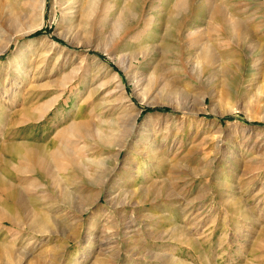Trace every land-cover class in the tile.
Masks as SVG:
<instances>
[{"label": "rangeland", "instance_id": "374dc122", "mask_svg": "<svg viewBox=\"0 0 264 264\" xmlns=\"http://www.w3.org/2000/svg\"><path fill=\"white\" fill-rule=\"evenodd\" d=\"M137 2L133 0L135 14ZM263 2L221 0L227 18H253L258 39L224 44L203 33L200 47L204 41L216 56L206 70L189 48L179 46L173 26L149 23L145 36L158 44L162 73L159 83L141 89L131 77L133 71L142 74L136 62L128 66L125 61L119 69L102 51L118 42L122 28L113 35L111 24L87 33L69 31L59 23L60 8L46 0L43 26L25 33L30 17L13 11L19 10V0H0V7H7L0 15V170L14 165L3 170L5 179L29 199L28 206L47 220L49 229H33L31 214L19 212L18 217L0 194V203L14 216L13 223L0 222V241L19 252L7 260L264 264ZM151 12L154 18L159 14ZM209 21L196 20L197 33ZM47 38L58 46L46 60L33 59L37 69L21 80L16 73L21 55L28 60L31 49L40 50ZM136 48L131 45L115 56ZM224 49L241 51L242 70L224 61ZM113 70L132 103L128 112L120 107ZM199 94H204L203 103ZM136 112L131 128L130 116ZM80 124L83 130L71 131ZM99 131L108 133L107 143L98 140ZM19 144L40 146L49 154L52 184L4 149ZM54 148L69 154L53 161ZM70 159L76 168L69 166ZM102 225L113 238L105 255L99 254L95 238Z\"/></svg>", "mask_w": 264, "mask_h": 264}, {"label": "bare ground", "instance_id": "6f19581e", "mask_svg": "<svg viewBox=\"0 0 264 264\" xmlns=\"http://www.w3.org/2000/svg\"><path fill=\"white\" fill-rule=\"evenodd\" d=\"M156 1L157 0H138L137 5L139 6V13L135 14L132 11L133 0H53L54 4L60 8L61 18L59 23L66 24L68 26L69 31L84 30L87 33L89 31H94L98 29V27L100 26H106V25L109 26V24H111L113 28H111L110 30L112 31L111 33H109L110 31L108 32L111 35L116 30H119L120 28L123 29L122 33L124 34L121 36L118 42H115V45L113 43L110 49L104 48L102 51L108 54L109 58L113 61L114 65L117 66L119 69H124L123 64L125 61L129 62L128 66L129 65L133 66L135 65L134 62H136L137 65L139 66L138 68L141 69L142 74L140 76H137L136 72L133 71L131 73V77L135 79V84L137 85V87L138 86L141 87V89L142 88L145 89L148 86L157 84L161 81L162 70L156 58L157 56L155 52L156 46H158V44L153 43L150 38H147L145 36V31L148 28L147 25H149V23L153 22L154 20L158 22L163 21L164 26L166 23L168 25L170 24L171 26H173V28L175 29L174 36L176 41L179 43V46L189 48L190 51H192L193 54H195L198 63L202 65L203 69L205 70L210 69L211 65H213V63L216 61V56L207 47L204 41H203L204 45L200 47L199 43L202 42L203 40V35H202L203 33L206 32L208 37H210L213 40L223 41L224 44H226L225 42L227 41H233L234 43L237 44H240L241 42L244 41L246 42L252 41L256 43L255 40L258 39L257 32L252 29V26L254 25H251V23L253 22V18L252 17L247 18V16L245 18L239 16H236L234 18L232 17L227 18L221 0L219 1L218 0H159L158 3ZM255 1L257 2L258 0ZM45 4H46V0H19V5H18L19 10L16 9L15 7H14L15 9L12 8L13 11L15 12V15L30 17V22L29 25L26 26L25 33L34 31L40 28L41 26H43ZM153 7L157 8L155 12L150 11ZM158 7H160V9ZM6 8L3 6L0 7V15L3 16L7 12ZM149 12H151L152 14L153 13L156 14L159 12V14H157L156 17L154 18L151 17L152 15H150ZM55 15H56V10L54 9L52 11V16L55 17ZM207 18H210L211 22L210 21H209L210 23L206 22V27H205L206 30L197 33L198 26L196 20L201 21L202 19H207ZM110 35L108 36L110 37L109 39L111 41ZM47 40H48L47 42L45 40L47 44H44L45 42H43L44 45H47L45 50H43L44 45L42 48L40 47L41 48L40 50H38L37 47H36L37 49L36 48L31 49L32 51L29 53V56L31 55V57H28V60L24 59L25 58L24 55L23 56L21 55L22 61L19 62V69H17L18 72H16L18 73L19 75L18 77L21 80L23 79L27 80L30 76V72L32 70L35 71L37 69L36 67L38 66L35 65L36 63L35 64L33 63V59H35L34 62H36V60L44 56V60H46V58L49 55V52L51 50L53 51V49L58 46L57 42H55L54 40L48 38ZM8 43L9 40L7 44H5L3 49H5L8 46ZM109 44L108 46H110ZM131 45H136L137 46L136 50L130 52L127 51L128 54L126 53L125 56H123V52L119 53L120 56L121 54L123 56L121 58L115 56L116 52H119L120 50L129 49ZM23 51L24 49L22 50V52ZM223 52H224L223 58L225 62L231 61L233 65L237 67L238 70H242L243 66L245 65L244 64L245 60L242 56L243 54H241V51L237 53L233 50L224 49ZM20 54L21 52H19V56ZM157 55L159 56V54ZM32 65H35L36 67L35 66L32 67ZM29 67L30 70H28ZM112 76L116 81L115 87L121 91L118 95L120 107H123L125 112L132 110L130 108L132 103L125 92V89L121 82V78L117 73V71L113 70ZM197 98L200 103L204 102V98H205L204 94H199ZM1 115L4 119V113L2 112V110L0 117ZM26 115L28 117L30 116L28 114ZM137 115L138 112L131 114L130 116L131 128L134 127V122ZM86 122L87 121H85V123ZM82 125L83 124L75 126L74 129L76 130H73L72 128L71 131L79 133V131L83 130L82 128L84 125L83 126ZM86 128L88 130L87 132L89 131L92 132L91 129H89L88 127ZM97 134L99 136L98 140L101 143H107L109 141V136H107L108 133L106 134L103 133V131H99L97 132ZM6 147H4V149L8 150L11 154H13L17 162H19L20 159L27 161L26 163L27 164L29 163V165L33 167L34 170L40 174L41 178H43L46 181H49L50 184L53 183L52 177L55 175L53 174L52 171V166H51L52 160L49 158V154H46L41 149L40 146H35L32 144H19L17 146L8 145ZM68 154L66 151H61L54 148L52 149L50 155L51 157L53 156L52 157L53 161H60L61 157L65 158L67 157ZM69 162H70L69 166H74L76 168L73 160L70 159ZM7 166H14V165L12 163H7L0 170V194L11 202L12 205L11 204L10 205L11 207H14L15 209L14 211L16 212L18 217L20 215L19 212L23 215L31 214V216L30 215L29 216L33 220V224H34L32 227L33 229L35 228L41 232L48 231L49 229H47L46 227L47 220L44 219L43 217H39L37 213L32 211L33 209H30V206H28L29 199L19 194L20 191L14 185L8 183L9 181L5 179L6 177L8 178V176L6 173L4 174L5 171L3 170L4 169L6 170ZM32 200L34 199L32 198ZM8 208L9 207L5 203L3 204L0 203V222L13 223L14 216L10 212L12 209L9 208L10 213H8L6 212ZM26 219H28V217ZM103 226L104 225H102L101 228L98 229L99 230L98 234L95 237L97 245L99 247L100 255H105V252L102 251L103 250L105 251V249H109V247L111 248L110 245L112 244L111 239H113L110 238V236H107L106 229ZM16 251L13 249L12 246L7 245L6 243L0 241V264H12V261L15 259V257L17 258L19 255V252H17L18 254L17 255ZM9 257L12 259V261L7 260V258Z\"/></svg>", "mask_w": 264, "mask_h": 264}]
</instances>
